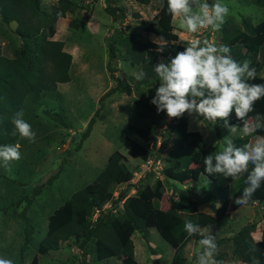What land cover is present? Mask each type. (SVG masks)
<instances>
[{
  "label": "trees",
  "instance_id": "1",
  "mask_svg": "<svg viewBox=\"0 0 264 264\" xmlns=\"http://www.w3.org/2000/svg\"><path fill=\"white\" fill-rule=\"evenodd\" d=\"M118 0H105V11L109 16L121 13L120 7H115ZM142 6H148L153 0H130ZM251 4L264 10V0H250ZM41 0H0V22L4 26L15 24L14 35L20 40V46L15 50L13 58L3 56L0 46V144H16L20 136L15 133L12 118L18 111H22L26 98L33 104H38L45 95L57 96V86L70 82L69 70L72 56L64 51V43L53 40L55 30L53 25L58 19L65 18L66 14H73L76 9L72 0H56L52 13L40 8ZM173 16L168 12L167 0H162L161 7L144 27L145 34H151L161 39L163 44L154 42H136L131 36L118 35L111 38L108 47L109 62L114 58L115 46L123 50V60L130 67H138L139 71L147 73L144 81L134 79L135 88H151L156 81L152 66L159 58L166 59L182 51L178 35L172 25ZM88 20H72L68 26L72 30L83 29ZM221 45H227L232 50L234 59L243 62L251 61V66L257 68V75L253 82H264L259 73L264 69V19L253 25L251 20L245 18L241 26L232 21H225L219 31ZM163 48V52L158 49ZM111 79L116 86L107 91L99 99V108L90 118L85 130L81 133L80 143L91 134L95 118L102 110V102L116 92L129 94V84H124L114 76L110 63L107 65ZM154 95V94H153ZM143 99L131 97L132 111L128 117V125L133 135L138 139L153 144L157 138V131L166 120V113H158L150 101L152 96ZM59 96V95H58ZM256 112L264 114V98L256 102ZM255 113H250L254 116ZM44 115L66 128L62 118L51 111H44ZM202 119V118H200ZM230 123L239 126L231 138L237 145L247 143L255 135L243 132V120L232 113ZM204 124H210L201 120ZM224 126L219 121L214 127ZM172 144L164 159L165 167L162 175L174 185L184 186L188 183H197L204 180L207 187L201 191L208 204L210 214L199 211L196 201H188L182 210L178 208L169 211L161 210V202L165 189L160 181L153 189L149 185L137 189L134 195L129 196L127 191L117 192L121 185H127L133 178L132 172L123 163L118 151L113 152L96 179L90 184L74 192L68 201L56 208L48 216L47 228L44 237L38 243L37 255L44 256L48 252L58 251L62 243L71 239L78 242L79 248L86 254V246L93 242L97 261L116 259L121 264H139L134 256V244L131 237L136 232H145V224L151 214L155 217V229L160 238L172 249L173 256L169 264H186L184 256L185 246L193 240L199 244L201 234L189 236L184 230L185 220L199 224L202 229H213L218 226L229 212H235L245 205L235 202L236 197L242 194L246 174L238 177H225L223 174L208 176L204 172L203 160L206 155L214 152L213 146H205L202 135L198 131H188L186 117H181L173 125ZM162 145L166 146V140ZM80 145L75 147L79 150ZM163 147V148H164ZM166 148V147H165ZM131 158H139L142 162L149 160L150 149L135 145L128 151ZM58 177V172L46 182L50 185ZM0 178L7 179L0 174ZM44 185L36 187L33 197L41 193ZM117 192V196L114 194ZM32 197V198H33ZM26 203L19 218L23 221V243L19 250V262L23 264V256L31 244L35 229L25 215L32 199L21 196L10 206H19ZM121 203V210L119 209ZM264 204V183L251 197L246 205ZM110 204V208H104ZM115 211V213H114ZM97 214L95 219L93 216ZM254 225L243 226L232 238L234 254L243 264H252L259 260L264 264V230L259 241H254L251 233ZM146 241L147 236H144ZM148 242V241H147ZM218 248L220 242L217 240ZM227 264L222 255L216 256ZM38 257H33L30 264H37Z\"/></svg>",
  "mask_w": 264,
  "mask_h": 264
},
{
  "label": "rangeland",
  "instance_id": "2",
  "mask_svg": "<svg viewBox=\"0 0 264 264\" xmlns=\"http://www.w3.org/2000/svg\"><path fill=\"white\" fill-rule=\"evenodd\" d=\"M72 1L76 6L74 13L66 14L65 18L58 19L52 26L55 30L53 40L63 42L64 51L72 56L69 70L71 80L57 86L59 96L45 95L38 104H33L29 97L26 98L22 112L24 119L36 133L35 140L29 141L20 136L21 159L7 165L0 162V174L7 178H0V255L11 259L13 264L19 262L24 228L19 215L26 203L10 205L23 195L32 199L25 215L35 229L31 244L23 256V264H30L35 256L38 257L37 264H121L116 259L97 261L92 241L87 244L84 254L74 239L62 243L58 251L48 252L44 256L37 255V246L45 235L48 216L68 201L74 192L93 182L104 168L107 158L115 151L121 154L123 163L133 175L130 183L119 186L117 192L126 190L132 196L144 185L154 189L156 182L160 181L165 189L161 202L162 211L175 208L182 210L192 200L198 203L201 212L209 213L208 204L201 193L207 187L206 181L199 180L197 183L180 186L168 182L162 175L164 159L174 138L172 127L179 118L170 119L166 115L153 144L138 139L128 125V117L132 111L131 97L143 99L153 95L159 82L148 89L135 88L134 74L139 68L130 67L123 60L124 52L118 46H115L114 58L109 62L110 40L120 33L122 37L131 36L136 42L163 44L161 39L144 33V27L157 13L162 0H153L148 6L130 0H118L114 6L120 7L122 12L115 16H109L104 10L105 0ZM249 1L226 0L230 15L225 21L230 20L241 26L245 18L250 19L253 25L263 20L264 10ZM55 4L56 0H41L40 8L52 13ZM75 19L88 21L83 29L72 30L68 24ZM178 23V18L172 19L180 45L187 46L193 39H206L221 45L219 32L202 29L197 33H188L179 29ZM14 29L15 24L7 27L0 22L1 52L7 58H13L15 50L20 46ZM161 60L159 58L158 62ZM109 63L114 76L122 83L129 84L130 92H116L102 102V110L95 118L90 136L80 143L81 133L100 107L99 99L116 86L107 70ZM259 76L264 77V69ZM44 111L59 115L66 128L47 118ZM184 117L187 118L188 130L199 131L207 147L232 135L225 126L204 124L187 113ZM164 140L166 148L162 145ZM78 145L80 148L75 151ZM135 145L150 149L148 161L142 162L139 158L128 155V151ZM57 172L58 177L50 185H46L45 182ZM41 185H44L41 193L33 197V191ZM109 208L110 204L104 210ZM121 209L120 203L116 212ZM96 216L97 214L92 219ZM245 225L255 226L251 236L258 241L264 228V205H245L238 211L229 213L218 228L208 230L216 234V239L220 242L215 255H222L227 264H243L233 252L231 238ZM155 226V217L151 214L145 224V232H136L131 237L135 260L139 264H169L172 259L173 249L160 238ZM203 234L207 235L208 232ZM144 236H147L148 242ZM202 250L200 244L189 242L184 249L186 264H196V258Z\"/></svg>",
  "mask_w": 264,
  "mask_h": 264
},
{
  "label": "clouds",
  "instance_id": "3",
  "mask_svg": "<svg viewBox=\"0 0 264 264\" xmlns=\"http://www.w3.org/2000/svg\"><path fill=\"white\" fill-rule=\"evenodd\" d=\"M167 9L173 18H178V28L188 33L202 29L219 32L230 15L226 0H167ZM158 50L163 52V48ZM152 70L159 86L150 103L158 113H166L170 119L181 118L187 113L199 122L204 120L213 126L223 121L230 133H235L239 126L230 123L229 119L235 112L236 117L243 120L244 133H264V114L255 111L256 102L264 98V82H253L257 68L251 66L249 60L234 59L229 46L193 39L182 51H176L175 55L152 66ZM146 77L143 70L134 74L138 82ZM250 113L255 114L250 116ZM12 124L15 133L34 142L36 133L22 111L14 114ZM213 147L216 150L204 157V172L208 176L223 174L232 178L246 174V186L235 202L248 204L264 183V135H255L240 145L229 135ZM20 159L19 143L0 144V162L7 165ZM184 230L189 236L201 234L199 244L203 250L197 256L196 264H224L215 255L218 250L216 234L191 220H185ZM204 232L208 234L204 235ZM0 264H13V261L0 255ZM252 264H259V260L254 259Z\"/></svg>",
  "mask_w": 264,
  "mask_h": 264
},
{
  "label": "crops",
  "instance_id": "4",
  "mask_svg": "<svg viewBox=\"0 0 264 264\" xmlns=\"http://www.w3.org/2000/svg\"><path fill=\"white\" fill-rule=\"evenodd\" d=\"M188 131H189V130H188ZM198 132H199V131H198ZM254 204H259V203H254ZM259 205H264V204H259ZM207 206H208V205H207ZM198 209H199V208H198ZM208 210H209V207H208ZM199 211H200V210H199ZM237 211H238V210H237ZM200 212H201V211H200ZM235 212H236V211H235ZM202 213H204V212H202ZM229 213H231V212H229ZM229 213H228V216H229ZM204 214H210V211H209V213H204ZM228 216H227V218H228ZM225 219H226V218H225ZM225 219H224V220H225ZM224 220H223V221H224ZM223 221H222V222H223ZM222 222H221V223H222ZM221 223H220V224H221ZM220 224H219V225H220ZM219 225H218V226H219ZM218 226H216L215 228H213V230H215L216 228H218ZM207 230H209V229H207ZM263 230H264V228H263ZM262 232H263V231H262ZM261 235H262V233H261ZM251 237H252V236H251ZM260 239H261V237H260ZM260 239H259V240H260ZM253 240H254V239H253ZM259 240H258V241H259ZM191 241H192L193 243H195L193 240H191ZM191 241H190V242H191ZM254 241H256V240H254ZM186 246H187V245H186ZM186 246H185V247H186ZM184 249H185V248H184Z\"/></svg>",
  "mask_w": 264,
  "mask_h": 264
}]
</instances>
